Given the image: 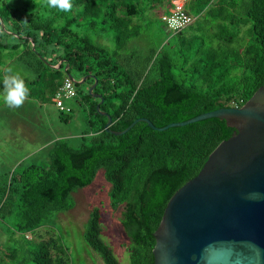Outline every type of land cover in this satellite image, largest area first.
I'll list each match as a JSON object with an SVG mask.
<instances>
[{"label":"trees","instance_id":"obj_1","mask_svg":"<svg viewBox=\"0 0 264 264\" xmlns=\"http://www.w3.org/2000/svg\"><path fill=\"white\" fill-rule=\"evenodd\" d=\"M174 1L70 0L72 8L63 12L43 0H23L20 7L0 0V89L6 74L22 68L32 78H22L28 98L53 103L69 74L87 77V89L76 84L74 102L86 114L90 136L78 148L52 139L45 163L1 178V241L7 246L0 242V264H68L61 241L44 239L40 231L56 214L73 210L74 195L101 171L111 205L122 208L130 264H154V234L170 199L235 129L216 118L163 132L139 122L115 136L106 131L102 113L112 117V132L140 118L163 128L241 108L264 85V0H190L185 11L194 22L188 28L159 27L155 47L135 51L147 21L159 19L158 10L169 13ZM94 35L109 38L115 48L98 44ZM66 105L70 111L57 110L68 123L74 108ZM102 234L95 208L85 225L86 243L104 264H120Z\"/></svg>","mask_w":264,"mask_h":264},{"label":"water","instance_id":"obj_2","mask_svg":"<svg viewBox=\"0 0 264 264\" xmlns=\"http://www.w3.org/2000/svg\"><path fill=\"white\" fill-rule=\"evenodd\" d=\"M68 78L75 84L87 79ZM102 114L108 117L106 131L115 136L139 122L163 132L216 118L234 128L198 176L170 199L154 234V264H264V85L241 108H221L163 128L140 118L124 131L112 132V117Z\"/></svg>","mask_w":264,"mask_h":264},{"label":"rangeland","instance_id":"obj_3","mask_svg":"<svg viewBox=\"0 0 264 264\" xmlns=\"http://www.w3.org/2000/svg\"><path fill=\"white\" fill-rule=\"evenodd\" d=\"M11 7H20L23 0H4ZM47 1V0H43ZM187 5L190 0H179ZM164 9L158 10L159 19L147 21L142 30L141 43L135 44V51L139 54L146 52L155 43L160 41L159 27L166 26L161 20ZM155 14V13H151ZM13 39V38H12ZM11 39V41H12ZM93 39L98 44L109 49L115 48L109 38L103 39L94 35ZM134 47V46H133ZM133 47L131 51H133ZM20 78L32 79L22 68L15 69ZM78 80V75H74ZM80 89H87L86 85L79 84ZM74 113L68 123L60 118V113L50 101L28 98L19 108H9L0 105V180L15 169H20L32 164L46 162V148L52 139H68L71 145L78 148L82 144V137L89 132L86 114L78 107L74 100L68 102ZM90 136L87 135L85 139ZM110 186L101 171L95 182L88 188L80 190L74 195L76 206L73 210L56 214L47 227H43L40 234L44 239L51 235L59 239L67 250L68 264H104L100 256L90 249L85 240V225L93 209L97 208L101 214L103 228L102 238L111 247L120 264H130L128 246L130 240L125 234L121 224V207H113L109 199ZM4 231L0 225V242ZM1 254V253H0Z\"/></svg>","mask_w":264,"mask_h":264},{"label":"built area","instance_id":"obj_4","mask_svg":"<svg viewBox=\"0 0 264 264\" xmlns=\"http://www.w3.org/2000/svg\"><path fill=\"white\" fill-rule=\"evenodd\" d=\"M161 20L165 23L167 29L172 32L184 30L194 22V18L185 11L184 3L179 2V0L173 2L169 13H164L161 16ZM76 97V84L72 79L67 77L54 96L53 103L58 110L68 112L70 108L66 103L74 100Z\"/></svg>","mask_w":264,"mask_h":264},{"label":"clouds","instance_id":"obj_5","mask_svg":"<svg viewBox=\"0 0 264 264\" xmlns=\"http://www.w3.org/2000/svg\"><path fill=\"white\" fill-rule=\"evenodd\" d=\"M47 6L68 12L72 8L70 0H47ZM0 101L9 108H19L25 101L27 88L24 80L16 74H6L2 80Z\"/></svg>","mask_w":264,"mask_h":264}]
</instances>
